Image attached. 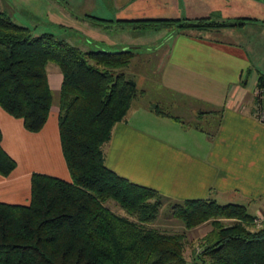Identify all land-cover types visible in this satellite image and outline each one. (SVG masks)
<instances>
[{
  "label": "trees",
  "instance_id": "trees-1",
  "mask_svg": "<svg viewBox=\"0 0 264 264\" xmlns=\"http://www.w3.org/2000/svg\"><path fill=\"white\" fill-rule=\"evenodd\" d=\"M246 21L253 20L174 18L114 24L209 31ZM134 56L129 49L81 51L51 34L32 37L0 11V109L21 120L25 131L39 132L52 103L45 66L55 65L61 76L57 134L69 177L64 181L31 174L26 205L0 203V264H264V226L262 220L255 225L258 217L245 206L212 199L171 203L105 167L103 145L131 102L142 95L136 77L127 73ZM254 89L256 110L264 112V74H257ZM147 110L182 123L163 105L151 103ZM218 124V112H197L195 122L184 125L210 138ZM14 168L0 144V176L7 177ZM107 200L125 216L105 208ZM164 205L185 230L210 225L188 262L183 233L150 226Z\"/></svg>",
  "mask_w": 264,
  "mask_h": 264
},
{
  "label": "crops",
  "instance_id": "crops-1",
  "mask_svg": "<svg viewBox=\"0 0 264 264\" xmlns=\"http://www.w3.org/2000/svg\"><path fill=\"white\" fill-rule=\"evenodd\" d=\"M106 5L114 19L100 22L106 28L114 21L145 19L253 20L209 31L166 28L151 52L136 47L133 60L150 68L136 75L142 95L113 126L102 152L106 168L168 202L239 204L254 217L262 215L264 226V123L256 117L253 95L257 74H264V0H107ZM82 22L92 30L101 27ZM46 78L51 93L58 95V70ZM155 91L172 98L179 112L171 114L182 123L147 110L151 103L162 105L148 98ZM57 112L56 100L41 130L29 133L21 120L0 109L1 148L15 162L7 177L0 176V203L26 205L31 174L69 180ZM197 112H218L212 137L184 125L195 122Z\"/></svg>",
  "mask_w": 264,
  "mask_h": 264
},
{
  "label": "rangeland",
  "instance_id": "rangeland-1",
  "mask_svg": "<svg viewBox=\"0 0 264 264\" xmlns=\"http://www.w3.org/2000/svg\"><path fill=\"white\" fill-rule=\"evenodd\" d=\"M106 2L107 0H0V11L4 12L14 24L27 28L32 37L51 34L56 39L63 40L81 51L102 50L115 53L126 49L134 51L136 47H139L142 52L149 53L155 49L159 43L158 40H160L159 31L166 28L146 26L138 29L127 25L121 28L116 25L103 27L101 26L103 24L92 18L113 19ZM84 20L91 21L101 27L92 30L90 29L91 25L82 22ZM139 65L137 60L132 59L127 73L137 77L138 70H150L147 64ZM53 70L58 69L55 65L47 63L46 73L49 74ZM162 92L155 91L148 98L150 100L157 99L170 113L178 115L176 114L179 112L177 104L172 105L170 102L172 98ZM56 100L57 93L53 92L52 102L54 103ZM184 115L186 113L183 114V117ZM103 205L111 212L125 216L115 202L107 200ZM169 214L168 207L164 205L157 219L150 226L165 232L183 233V257L188 262L193 252L197 251L200 237L210 229V225L205 222L185 230L181 222L170 218Z\"/></svg>",
  "mask_w": 264,
  "mask_h": 264
},
{
  "label": "built area",
  "instance_id": "built-area-1",
  "mask_svg": "<svg viewBox=\"0 0 264 264\" xmlns=\"http://www.w3.org/2000/svg\"><path fill=\"white\" fill-rule=\"evenodd\" d=\"M258 94V91L256 90V89H254V91H253V95H257ZM258 113L256 114V117L261 121V122H263L264 123V112L263 111H261V112H259V111H257ZM263 219V216H258V218L255 220V225H259L260 224V221Z\"/></svg>",
  "mask_w": 264,
  "mask_h": 264
}]
</instances>
